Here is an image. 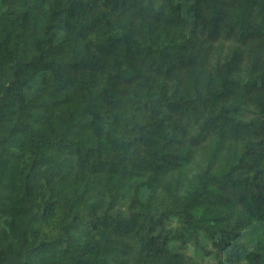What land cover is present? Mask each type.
Listing matches in <instances>:
<instances>
[{"label":"trees","instance_id":"obj_1","mask_svg":"<svg viewBox=\"0 0 264 264\" xmlns=\"http://www.w3.org/2000/svg\"><path fill=\"white\" fill-rule=\"evenodd\" d=\"M0 264H264V0H0Z\"/></svg>","mask_w":264,"mask_h":264}]
</instances>
